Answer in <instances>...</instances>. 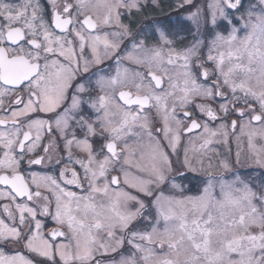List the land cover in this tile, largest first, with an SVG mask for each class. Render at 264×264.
<instances>
[{"label": "snow or ice", "instance_id": "1", "mask_svg": "<svg viewBox=\"0 0 264 264\" xmlns=\"http://www.w3.org/2000/svg\"><path fill=\"white\" fill-rule=\"evenodd\" d=\"M0 264H264V0H0Z\"/></svg>", "mask_w": 264, "mask_h": 264}]
</instances>
